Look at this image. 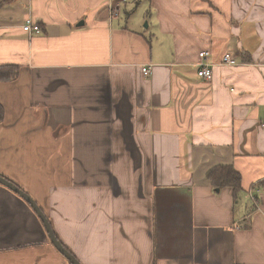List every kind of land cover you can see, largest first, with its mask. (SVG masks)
Masks as SVG:
<instances>
[{
	"label": "crops",
	"instance_id": "obj_1",
	"mask_svg": "<svg viewBox=\"0 0 264 264\" xmlns=\"http://www.w3.org/2000/svg\"><path fill=\"white\" fill-rule=\"evenodd\" d=\"M0 2V173L82 264H264V0ZM69 262L1 184L0 264Z\"/></svg>",
	"mask_w": 264,
	"mask_h": 264
},
{
	"label": "trees",
	"instance_id": "obj_2",
	"mask_svg": "<svg viewBox=\"0 0 264 264\" xmlns=\"http://www.w3.org/2000/svg\"><path fill=\"white\" fill-rule=\"evenodd\" d=\"M1 4H3V2H0V5ZM18 73H19V66L17 65H0V81L13 80L18 76ZM3 117H4V108L2 104H0V122L3 120ZM205 178L207 182H209L213 186V189L216 192H219L220 189H223L225 187H231V189L233 190L234 199L236 201L235 204H237L240 201V199H242L241 197V192L243 191L242 176L239 173V171L235 169L234 164L221 163V164L214 165L206 171ZM8 179L11 180L10 178ZM12 181L18 184L14 180ZM256 187L258 189L264 190V179L259 181L256 184ZM258 198L259 197L257 193L254 199L251 197L254 206H257ZM251 208L252 207H250L249 210H251ZM252 210H254V208H252ZM243 226L244 225L239 224V227H243ZM69 264H72V263L69 262Z\"/></svg>",
	"mask_w": 264,
	"mask_h": 264
},
{
	"label": "water",
	"instance_id": "obj_3",
	"mask_svg": "<svg viewBox=\"0 0 264 264\" xmlns=\"http://www.w3.org/2000/svg\"><path fill=\"white\" fill-rule=\"evenodd\" d=\"M0 184H3L7 188L12 191L18 193L21 197H24L27 201H29L33 207V209L37 212L38 216L44 222L46 230L49 234V238L54 243L56 248L63 254L72 264H82L77 256L69 250L68 247L64 245V243L59 239L56 232L53 230L51 226V222L47 218L46 214L43 212L41 207L31 198L27 193H25L18 184L14 183L12 180H9L5 176L0 174Z\"/></svg>",
	"mask_w": 264,
	"mask_h": 264
},
{
	"label": "built area",
	"instance_id": "obj_4",
	"mask_svg": "<svg viewBox=\"0 0 264 264\" xmlns=\"http://www.w3.org/2000/svg\"><path fill=\"white\" fill-rule=\"evenodd\" d=\"M22 28H23L24 32L27 33L29 36H31L34 33H40L41 32L40 26L36 22H33V19L30 17L26 19V22L22 25ZM199 56L204 61H202L198 64V66H199L198 75L201 77H204L206 79H211L212 74H213L212 69L210 67L211 64L205 63V60L209 57V51H207V50L201 51L199 53ZM223 63L235 65V64H237V61L235 59L231 58L229 54H227ZM142 72L144 75H149L151 73V67L150 66L143 67ZM260 126L264 130V121H261ZM251 197L254 199L253 193H251Z\"/></svg>",
	"mask_w": 264,
	"mask_h": 264
},
{
	"label": "flooded vegetation",
	"instance_id": "obj_5",
	"mask_svg": "<svg viewBox=\"0 0 264 264\" xmlns=\"http://www.w3.org/2000/svg\"><path fill=\"white\" fill-rule=\"evenodd\" d=\"M20 186V185H19ZM20 188L25 192V193H27L31 198H33L32 196H31V194H29L28 192H27V190H25L24 188H22V186H20ZM18 194V193H17ZM23 198V200L27 203V204H29L31 207H32V205H31V203L29 202V201H27L24 197H22ZM33 200H34V198H33ZM36 202V201H35ZM37 203V202H36ZM38 204V203H37ZM39 205V204H38ZM33 208V207H32ZM42 209V208H41ZM34 210V209H33ZM35 211V210H34ZM44 212V211H43ZM35 213L37 214V212L35 211ZM37 216H38V214H37ZM47 216V215H46ZM39 217V216H38ZM40 218V217H39ZM48 218V217H47ZM49 219V218H48ZM40 220L42 221V219L40 218ZM49 221H50V219H49ZM43 222V221H42ZM51 222V221H50ZM43 224H44V222H43ZM45 226V225H44ZM51 226H52V228H53V225H52V223H51ZM45 229H46V227H45ZM54 230V229H53ZM55 231V230H54ZM53 243V242H52ZM54 244V243H53Z\"/></svg>",
	"mask_w": 264,
	"mask_h": 264
},
{
	"label": "rangeland",
	"instance_id": "obj_6",
	"mask_svg": "<svg viewBox=\"0 0 264 264\" xmlns=\"http://www.w3.org/2000/svg\"><path fill=\"white\" fill-rule=\"evenodd\" d=\"M138 4H135V6H134V8L137 6ZM223 63V62H222ZM211 69H212V67H211ZM212 73H213V71H212ZM1 185V184H0ZM241 202V199H240V201L238 202V203H240ZM250 207H251V203H250ZM254 210H255V207H254Z\"/></svg>",
	"mask_w": 264,
	"mask_h": 264
}]
</instances>
